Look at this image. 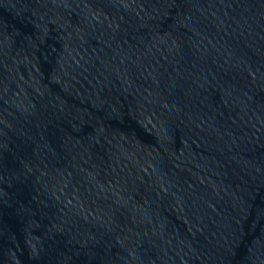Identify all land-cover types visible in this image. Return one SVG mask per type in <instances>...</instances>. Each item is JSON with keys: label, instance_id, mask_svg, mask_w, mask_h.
<instances>
[{"label": "water", "instance_id": "95a60500", "mask_svg": "<svg viewBox=\"0 0 264 264\" xmlns=\"http://www.w3.org/2000/svg\"><path fill=\"white\" fill-rule=\"evenodd\" d=\"M0 264H264V0H0Z\"/></svg>", "mask_w": 264, "mask_h": 264}]
</instances>
